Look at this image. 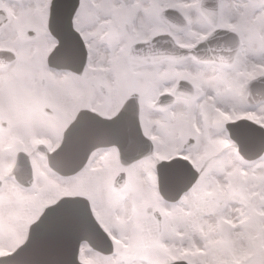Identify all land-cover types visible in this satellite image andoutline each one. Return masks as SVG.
<instances>
[{
	"label": "snow or ice",
	"instance_id": "snow-or-ice-1",
	"mask_svg": "<svg viewBox=\"0 0 264 264\" xmlns=\"http://www.w3.org/2000/svg\"><path fill=\"white\" fill-rule=\"evenodd\" d=\"M0 264H264V0H0Z\"/></svg>",
	"mask_w": 264,
	"mask_h": 264
}]
</instances>
